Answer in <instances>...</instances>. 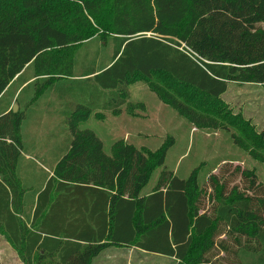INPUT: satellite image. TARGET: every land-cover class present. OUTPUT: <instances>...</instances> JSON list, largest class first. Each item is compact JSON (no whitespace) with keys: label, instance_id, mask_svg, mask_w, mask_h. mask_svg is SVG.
<instances>
[{"label":"trees","instance_id":"16d2710c","mask_svg":"<svg viewBox=\"0 0 264 264\" xmlns=\"http://www.w3.org/2000/svg\"><path fill=\"white\" fill-rule=\"evenodd\" d=\"M260 25L264 0H0V234L20 261L93 264L115 247L175 264H264V184L255 174L238 170L244 185L230 194L226 180L218 187L214 178L206 209L196 173L180 179L160 171L145 193L168 145L152 154L121 142L109 157L94 133L79 130L93 112L123 107L136 78L158 77L200 110L220 114L229 84L264 88ZM98 31L113 44L109 59L69 56ZM30 67V86L66 107L70 130L43 186L20 175L32 149L22 113L6 102ZM155 88L190 123L213 122Z\"/></svg>","mask_w":264,"mask_h":264},{"label":"rangeland","instance_id":"374dc122","mask_svg":"<svg viewBox=\"0 0 264 264\" xmlns=\"http://www.w3.org/2000/svg\"><path fill=\"white\" fill-rule=\"evenodd\" d=\"M102 17H106V10ZM91 23L97 29L96 24L93 21ZM258 27L264 29V25ZM100 34L98 31L80 47H73L69 56H75L78 61L86 58L87 61L97 57L98 53L97 62L109 59L113 44H103ZM23 80L26 83H19L8 95V110L12 111L13 105L17 104V113H22L24 118V141L33 149L29 154L37 158L41 171L49 174L44 167L52 172L61 156L63 144L70 137L69 126L64 123L63 116L66 107L51 93L46 92L38 97L36 88L30 86L36 80L33 68L25 71ZM155 87L171 93L201 117L213 122L207 127L190 123L163 100ZM129 94L127 103L119 110L95 111L88 120L80 123L79 130L94 133L103 143L104 151L109 157L114 156V147L121 142L152 154L168 145L164 165L153 174L145 193L154 190L160 171L163 170L173 172L180 179H188L191 174L196 173L198 186L205 193L203 200L206 209L210 207L211 198L215 195L214 178L218 179V187L226 180L228 194L233 187L242 189L245 179L242 180L240 172L249 171L257 176L259 183L264 184L262 86L229 84L228 91L221 98L220 114L217 115L190 104L158 77L151 81L136 78L130 86ZM118 251L113 264H175L173 259L136 248H119ZM0 257L2 264H23L1 234ZM101 257L95 264H105L102 260L104 256ZM221 257L223 254L219 255ZM231 259L230 263H233L236 258ZM241 260L247 264L245 259Z\"/></svg>","mask_w":264,"mask_h":264},{"label":"crops","instance_id":"0c3cea01","mask_svg":"<svg viewBox=\"0 0 264 264\" xmlns=\"http://www.w3.org/2000/svg\"><path fill=\"white\" fill-rule=\"evenodd\" d=\"M51 136V135H49ZM33 152V149L30 151V153ZM105 152V151H104ZM35 162L36 164L38 163L37 158H35L34 156H31L29 153L27 155H25V160L21 163V168H20V175L22 177V179L25 181H27L29 184L31 185H36V186H43L44 185V181H42L41 176H45L46 178V174L41 171V165L39 164V166H32L31 169L26 168L28 164H30V162ZM44 169L46 171H49L50 175L52 174V172L48 169H46V167H44ZM43 174V175H42ZM119 248H109L106 249L105 251H103L95 260H94V264L95 262L98 260H101V256H104L103 263L105 264H113V261L115 259V255L119 253L118 251ZM144 252V251H143ZM100 258V259H99Z\"/></svg>","mask_w":264,"mask_h":264},{"label":"water","instance_id":"95a60500","mask_svg":"<svg viewBox=\"0 0 264 264\" xmlns=\"http://www.w3.org/2000/svg\"><path fill=\"white\" fill-rule=\"evenodd\" d=\"M17 111H18V106H17V104H14L13 105V112L17 113Z\"/></svg>","mask_w":264,"mask_h":264}]
</instances>
